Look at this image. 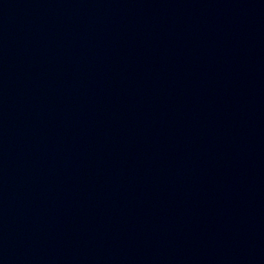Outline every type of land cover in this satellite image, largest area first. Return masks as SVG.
<instances>
[{
	"label": "water",
	"instance_id": "water-1",
	"mask_svg": "<svg viewBox=\"0 0 264 264\" xmlns=\"http://www.w3.org/2000/svg\"><path fill=\"white\" fill-rule=\"evenodd\" d=\"M202 0H0V102Z\"/></svg>",
	"mask_w": 264,
	"mask_h": 264
}]
</instances>
